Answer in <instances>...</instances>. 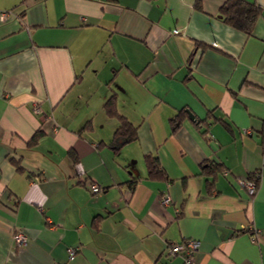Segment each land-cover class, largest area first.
I'll return each mask as SVG.
<instances>
[{
    "label": "crops",
    "instance_id": "0c3cea01",
    "mask_svg": "<svg viewBox=\"0 0 264 264\" xmlns=\"http://www.w3.org/2000/svg\"><path fill=\"white\" fill-rule=\"evenodd\" d=\"M226 1L0 0V264H264V0L251 34Z\"/></svg>",
    "mask_w": 264,
    "mask_h": 264
},
{
    "label": "trees",
    "instance_id": "16d2710c",
    "mask_svg": "<svg viewBox=\"0 0 264 264\" xmlns=\"http://www.w3.org/2000/svg\"><path fill=\"white\" fill-rule=\"evenodd\" d=\"M197 7L200 8V0H198ZM221 12L224 15L223 20L235 27L238 30L251 34L253 27L257 19L262 14V9L256 3H251L245 0H227L226 3L221 7ZM108 116L117 118L120 122L119 127L116 129L113 140L109 146H111L116 152L122 149L129 143H132L138 138V128L126 117L120 115L116 105V97L112 96L105 105ZM189 118L188 113L185 110L180 111L177 115L171 118V125L173 131H178L184 121ZM197 122V121H196ZM197 126H201V123H197ZM264 132H262V135ZM43 136L42 131H37L32 139L28 143V147L36 146L40 138ZM70 155L74 158L73 151ZM146 167L148 169L149 178L154 179H166L168 180L167 174L161 168L158 157L154 155H147L145 158ZM213 171H219L222 169L218 164L210 162L209 166ZM257 172L252 173L249 176V180L255 181L258 187ZM136 179L131 182V185L135 184Z\"/></svg>",
    "mask_w": 264,
    "mask_h": 264
},
{
    "label": "built area",
    "instance_id": "2783aa9c",
    "mask_svg": "<svg viewBox=\"0 0 264 264\" xmlns=\"http://www.w3.org/2000/svg\"><path fill=\"white\" fill-rule=\"evenodd\" d=\"M1 19L3 21L6 20V12H3L1 14ZM35 112L36 113L41 112V109L38 105L35 106ZM241 183L244 187H246V189L250 195L255 194V192L257 190V186H256L255 181L246 179V180L242 181ZM90 190L92 193L97 194L103 190V187L100 183H93L90 186ZM164 202L166 204H168L170 202V200L165 199ZM14 240H15L16 244L20 247L26 246L28 243L27 237L22 233H17L14 236ZM200 246H201V243L198 240H187V241L179 243V244H171L168 247V254L172 258L181 257L186 262V264H196L195 263V254L199 250ZM76 252H77V248L71 247L69 249V252H68L70 258H74V256L76 255Z\"/></svg>",
    "mask_w": 264,
    "mask_h": 264
},
{
    "label": "water",
    "instance_id": "95a60500",
    "mask_svg": "<svg viewBox=\"0 0 264 264\" xmlns=\"http://www.w3.org/2000/svg\"><path fill=\"white\" fill-rule=\"evenodd\" d=\"M190 119L195 120V117L192 114H190Z\"/></svg>",
    "mask_w": 264,
    "mask_h": 264
}]
</instances>
